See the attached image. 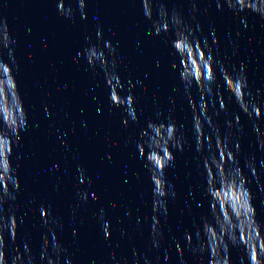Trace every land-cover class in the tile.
<instances>
[{"label": "water", "instance_id": "1", "mask_svg": "<svg viewBox=\"0 0 264 264\" xmlns=\"http://www.w3.org/2000/svg\"><path fill=\"white\" fill-rule=\"evenodd\" d=\"M0 264H264V0H0Z\"/></svg>", "mask_w": 264, "mask_h": 264}]
</instances>
